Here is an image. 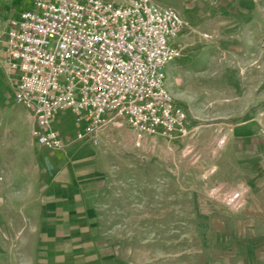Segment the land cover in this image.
I'll return each instance as SVG.
<instances>
[{"label":"rangeland","instance_id":"1","mask_svg":"<svg viewBox=\"0 0 264 264\" xmlns=\"http://www.w3.org/2000/svg\"><path fill=\"white\" fill-rule=\"evenodd\" d=\"M30 1L0 0V45L8 19ZM153 1L185 22L176 38L182 55L165 71L192 129L166 138L118 120L99 132L98 143L88 139L108 179L100 205L107 247L122 264H237L232 250L245 249V239L264 258V0H256L251 22L238 16L248 8L243 3ZM14 82L0 52V206L4 176L25 165L20 146L32 141V117L16 101ZM63 116L68 122L59 130L69 139L77 126ZM251 118L260 128L249 162L238 137L245 132L233 130Z\"/></svg>","mask_w":264,"mask_h":264},{"label":"built area","instance_id":"2","mask_svg":"<svg viewBox=\"0 0 264 264\" xmlns=\"http://www.w3.org/2000/svg\"><path fill=\"white\" fill-rule=\"evenodd\" d=\"M184 28L174 8L153 0H31L8 19L0 52L16 101L34 117V141L51 150L98 143L118 120L140 134H190L165 71L182 55ZM67 112L77 125L69 139L55 125Z\"/></svg>","mask_w":264,"mask_h":264},{"label":"crops","instance_id":"3","mask_svg":"<svg viewBox=\"0 0 264 264\" xmlns=\"http://www.w3.org/2000/svg\"><path fill=\"white\" fill-rule=\"evenodd\" d=\"M227 3L245 4L248 8L238 16L245 22L255 19L256 0ZM67 119L62 116L55 125L59 128ZM243 123L233 133L244 130L238 137L243 138L242 149L250 162L254 156L250 140L260 126L254 118ZM32 129V141L20 146L27 149L23 152L25 165L20 164L18 172L12 171L3 180L0 264H122L116 251L108 249L102 229L100 205L108 179L96 162L90 141L75 140L64 149L51 150L34 141ZM259 146L264 147V142ZM255 244L243 239L245 249L234 247L233 260L237 264H264Z\"/></svg>","mask_w":264,"mask_h":264}]
</instances>
